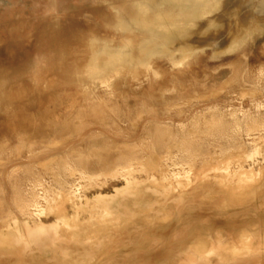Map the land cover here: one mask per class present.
Instances as JSON below:
<instances>
[{
	"label": "rangeland",
	"instance_id": "rangeland-1",
	"mask_svg": "<svg viewBox=\"0 0 264 264\" xmlns=\"http://www.w3.org/2000/svg\"><path fill=\"white\" fill-rule=\"evenodd\" d=\"M259 1L210 17L224 25L223 40ZM158 10L178 13L171 6ZM139 14L138 0H0V264L28 261L8 248L17 230L25 232L23 211L34 195L47 194L53 206L72 190L94 203L132 180L118 201L136 210L138 220L127 238L115 231L117 250L93 264L123 258L139 264L135 254L146 243L134 231L144 227V183L157 159L171 155L182 178L202 166L264 169V29L234 50L207 49L176 67L136 26ZM117 53L122 57L108 63ZM145 59L159 78L140 65ZM94 65L107 83L89 75ZM65 261L59 255L32 264Z\"/></svg>",
	"mask_w": 264,
	"mask_h": 264
},
{
	"label": "bare ground",
	"instance_id": "bare-ground-1",
	"mask_svg": "<svg viewBox=\"0 0 264 264\" xmlns=\"http://www.w3.org/2000/svg\"><path fill=\"white\" fill-rule=\"evenodd\" d=\"M249 1L138 0L140 17L135 24L157 41V53L165 54L173 66L179 67L191 58L198 59L207 49L214 55L234 50L246 38L262 31L264 0L237 19V30L228 41L223 40L221 20L210 18L228 5L240 8ZM162 6L174 7L178 13L161 12L158 8ZM198 18L206 19L203 26H198ZM155 51L148 56L151 58ZM120 57L121 53L111 55L108 63ZM139 62L151 76H161L149 59ZM89 75L107 83L96 65L90 68ZM169 157L172 156L157 159L145 183L140 182L146 189V214L144 227L135 226L134 236L146 243V249L135 254L139 264H264V169L245 170L241 166L232 173L227 167L202 166L199 170L189 168L184 172L190 174L182 178L172 170L178 164ZM131 184L132 180H127L116 195L101 194L94 203L72 190L53 206L47 194L34 195L23 211L25 232L17 230L14 245L10 243L8 249H19L20 255L27 257L28 261L22 259L20 264H32L36 258L53 260L59 255L66 264H93L98 256L108 257L117 250L115 231L127 238L129 227L138 220L136 210L118 201ZM140 203L139 198L134 200L135 208ZM226 209L235 211L226 217ZM52 214L54 223H46ZM201 216L205 217L200 219ZM129 261L123 258L118 263Z\"/></svg>",
	"mask_w": 264,
	"mask_h": 264
}]
</instances>
